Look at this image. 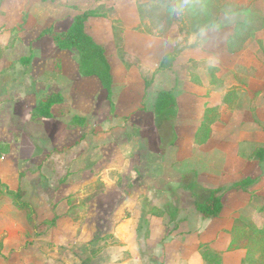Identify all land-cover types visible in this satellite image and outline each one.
Masks as SVG:
<instances>
[{
	"label": "crops",
	"instance_id": "1",
	"mask_svg": "<svg viewBox=\"0 0 264 264\" xmlns=\"http://www.w3.org/2000/svg\"><path fill=\"white\" fill-rule=\"evenodd\" d=\"M152 1L1 0L0 264H72L65 251L90 248L102 226L98 264H242L246 250H229L230 230L264 199V160L252 158L264 147V28L238 49L228 43L245 21L235 10L264 17V0H187L162 35L138 30L149 23L139 4ZM89 10L116 12L122 24L118 47L110 18L85 23L106 48L111 100L97 76L81 75L76 50L41 36ZM200 28L208 36L189 44ZM177 47L172 66L160 69ZM162 91L176 106L156 116ZM52 93L63 101L40 121L36 108ZM208 109L218 117L198 144ZM247 178L259 182L232 187ZM219 187L222 213L206 218L196 202ZM8 190L24 192L33 222ZM167 210H177L175 221Z\"/></svg>",
	"mask_w": 264,
	"mask_h": 264
},
{
	"label": "trees",
	"instance_id": "2",
	"mask_svg": "<svg viewBox=\"0 0 264 264\" xmlns=\"http://www.w3.org/2000/svg\"><path fill=\"white\" fill-rule=\"evenodd\" d=\"M1 2V0H0ZM174 0H153L149 3L139 4V11L142 20H147L149 23L143 24L138 30L153 35H162L167 32L175 17L168 11L169 5ZM245 14V21L237 26L235 35L229 40L230 50L238 49L242 43L249 37L253 28H264V17L251 13L248 8H240L235 10ZM156 13V15H155ZM157 13H164L157 15ZM104 16L110 18L114 23V33L118 47L122 44V24L121 20L116 12L105 10H89L78 14L74 17L71 25L63 31H54V29L48 28L41 34L50 33L56 46L62 50H76L78 66L81 75L83 76H97L104 89L107 91L108 99L112 98V86H113V74L112 66L106 54V48L97 43L94 38L87 33L85 23L90 17ZM182 15L181 17H183ZM167 25L166 28L161 24ZM215 22H212V26ZM177 47L173 52L167 54L159 65L160 69L170 68L175 57L180 52ZM27 62V59L23 60ZM63 101V98L58 93H52L42 99L36 108L37 119L40 121L53 117L52 108L57 103ZM176 106V99L172 92L162 91L159 93L155 104V115H163L168 109ZM215 109H208L202 126L200 127L197 135L196 142L203 144L208 141L211 136V125L218 117V114L214 113ZM80 118H75L78 121ZM1 157V156H0ZM252 158L263 161L264 160V147L258 148L254 151ZM259 182V178L256 179H243L240 182L235 183L232 187L237 190H245ZM225 187H219L210 191L209 196L202 202H196V208L206 218L219 217L223 210L222 194L225 192ZM10 194L14 196L15 205L23 210H26L29 214L30 220L33 222L35 209L29 203L23 200L24 192L22 190L13 191L8 190ZM177 210H167L170 222L176 220L175 215ZM257 214H264V199L258 205L256 209ZM261 223L239 217L235 220L231 230V244L230 251L244 249L246 250V256L242 261V264H264V216ZM55 222V219L51 221ZM48 222V223H51ZM149 232H146L145 236L148 237ZM97 238V237H96ZM95 238V239H96ZM98 239V238H97ZM2 245V240H0ZM204 249L207 247H203ZM208 249L204 250V254L207 255ZM98 254V250H90V248L84 249L82 253L77 254L81 260V264H93L94 256ZM215 264L218 263L217 257H213Z\"/></svg>",
	"mask_w": 264,
	"mask_h": 264
},
{
	"label": "rangeland",
	"instance_id": "3",
	"mask_svg": "<svg viewBox=\"0 0 264 264\" xmlns=\"http://www.w3.org/2000/svg\"><path fill=\"white\" fill-rule=\"evenodd\" d=\"M160 14H164V13H159V14L157 13V15H160ZM155 15H156V13H155ZM175 18L176 19H179V18H181V16H176ZM161 24L166 28L167 25H165L163 23H161ZM98 129H100V127L98 125L97 126L96 125L93 126V133L92 134H93V136H96L97 137L96 138V143H100L102 141V139H100V137H98V133H94ZM129 130H131V127H129ZM132 133H133V131H132ZM94 172H95L94 177L95 178H98V180H100L99 179V177H100V170L99 169H94ZM97 184H98V182H97ZM97 188H99V187H97ZM261 202H262V200H261ZM261 202H259V204ZM255 213L256 214L253 213V215L251 213H249V214L247 213L243 218L248 219V220H251L252 219L253 221H255L257 223H261L262 220H263L262 216H264V214H262V215L259 214L258 215L257 212H255ZM96 220L97 221H100L99 220V217L98 218L96 217ZM105 231H106V228H103V226H102V229H100V231H98L99 233L96 234V237L98 239L97 238L94 239L93 245L90 247V250H98L99 251L101 249L100 247H102V245H101L102 242H100V237H101V235H103L105 233ZM108 238H109V236H108ZM112 241L113 240L109 238V242H112ZM83 251H84L83 248L79 249V252H78V249H75V250L73 249V251L72 250H66L65 251V253H66V256L65 257L67 259H70V261L72 262V264H81V260L79 259V257L77 256V254L82 253ZM69 252H70V254L71 253L74 254L71 258H69V255H68ZM145 252L148 253L149 250L147 248H145ZM101 259H102V257H101ZM101 259L100 258L98 259L97 258V254H96L94 256V259H93V264H98Z\"/></svg>",
	"mask_w": 264,
	"mask_h": 264
},
{
	"label": "clouds",
	"instance_id": "4",
	"mask_svg": "<svg viewBox=\"0 0 264 264\" xmlns=\"http://www.w3.org/2000/svg\"><path fill=\"white\" fill-rule=\"evenodd\" d=\"M186 9L187 0H174V2L169 5L168 11L173 16H182L185 14ZM208 31L209 30L205 28L198 29L195 34L188 38V43L194 44L198 40L206 38L208 36Z\"/></svg>",
	"mask_w": 264,
	"mask_h": 264
}]
</instances>
